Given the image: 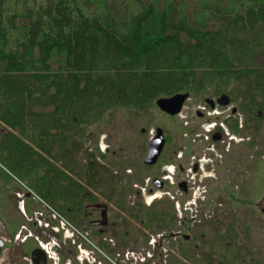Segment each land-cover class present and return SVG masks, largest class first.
Returning a JSON list of instances; mask_svg holds the SVG:
<instances>
[{
	"label": "trees",
	"instance_id": "1",
	"mask_svg": "<svg viewBox=\"0 0 264 264\" xmlns=\"http://www.w3.org/2000/svg\"><path fill=\"white\" fill-rule=\"evenodd\" d=\"M158 1L0 0V164L70 222L85 191L73 151L108 112L234 81L239 98L262 99L264 117V70L244 67L262 47L264 0H164L152 32ZM54 52L64 56L56 71ZM0 182L10 175L0 170Z\"/></svg>",
	"mask_w": 264,
	"mask_h": 264
},
{
	"label": "flooded vegetation",
	"instance_id": "2",
	"mask_svg": "<svg viewBox=\"0 0 264 264\" xmlns=\"http://www.w3.org/2000/svg\"><path fill=\"white\" fill-rule=\"evenodd\" d=\"M187 94L189 97L178 115L171 116L160 110L161 113L169 119H183L184 126L189 127V117L196 108L197 117L204 121L199 125L202 132L194 135L193 143L211 139L218 146L207 143L209 155H203L184 153L181 145L176 143L178 147L161 165V158L169 147L166 130L157 126L147 131L149 146L159 129L165 140L154 165L145 164L149 147L143 160L146 169L161 166L158 178L149 177L145 189L137 185L135 190H130L127 201L118 202L97 199L93 190L79 179L85 186L83 201L74 203L73 210L67 208L73 222L0 164V170L11 177L9 184L0 182V264H168L173 253L180 256L190 253L196 234L199 232L198 235L203 237L200 233L203 228H209L212 222L220 223L224 206L212 194L221 187L220 172L225 168L229 173L235 171L234 157L230 162L226 159L231 144L239 138L242 140L238 144L246 142L253 146L250 139H243L242 129L249 131L264 117L256 107L235 108L236 98L231 93L214 92L209 98L203 93ZM223 95L229 97L228 105L218 102ZM193 97L204 99L198 105H191ZM155 108L159 110L157 105ZM236 124L238 133H235ZM4 131L0 126V133ZM219 169L221 171L217 173ZM76 178H80L79 173ZM149 182L154 190L148 187ZM143 190L147 192V200L151 198L149 203L143 201ZM156 192L170 199V210L160 212L161 217H157L154 205L155 200L161 198ZM136 196L142 199L141 203L133 202ZM229 197L235 203V195L230 193ZM168 212L173 220L168 217ZM174 222H177V231L171 230Z\"/></svg>",
	"mask_w": 264,
	"mask_h": 264
},
{
	"label": "rangeland",
	"instance_id": "3",
	"mask_svg": "<svg viewBox=\"0 0 264 264\" xmlns=\"http://www.w3.org/2000/svg\"><path fill=\"white\" fill-rule=\"evenodd\" d=\"M197 1L189 0V3L193 7ZM163 6L164 0H159L156 4L155 15L149 25L152 32H156L157 20ZM222 27V24L209 22L204 29L216 31ZM255 36L262 41V47L244 67L264 70V27L260 28ZM50 63L56 71L64 63V56L54 52ZM223 84L217 86L216 81L210 82L203 96L209 98L218 90L217 87H223L227 88V93L235 95V108L239 106L242 108L243 105L244 108L256 107L255 102L262 100L256 97L244 101L238 98L241 92L239 83L228 81L226 85ZM204 97L200 99L193 97L191 105L203 102ZM189 118L191 125L185 127L183 119H169L157 108L153 110L119 108L110 111L101 122L87 128L86 140L82 142L83 149L73 151L74 161L70 162V166L73 167L74 164L79 179L93 190L97 199L127 201L131 189L135 190L137 185L145 189L149 177L158 178L160 165L152 169L143 166L150 143L148 132L157 126L166 130L169 139V147L161 158V165L168 161L172 150L178 147L176 143L181 145L184 153L209 155L207 143H213L211 139L198 144L193 143L194 135L202 132L199 125L204 120L197 117L196 108ZM142 130L145 132L142 133ZM242 133L243 139L245 141L250 139L253 146L246 145V142L238 144L242 139L236 138L235 144H231L229 156H226L229 162L234 157L232 161H235L233 166L235 171L229 173L226 168H221L222 171L217 170V173L221 171L219 175L222 183L212 196L218 198L220 200L218 202H222L224 206L220 223L212 222L209 228H203L200 231L203 237L198 235L199 232L196 234L191 243L193 249L190 252L192 255L190 259L173 253L168 264H222L224 256H228L227 259L230 261L237 252L240 254L237 264H264V120L258 121L249 131L242 129ZM185 134L188 135L187 138ZM213 144L215 147L218 146L216 143ZM129 171L133 174H128ZM217 173L213 174L216 176ZM148 185L154 190L152 183L149 182ZM141 193L145 199L143 201L149 203L151 198L147 200V192L143 190ZM156 193L159 198L161 197L155 200L157 211L160 213L170 210V199ZM230 193L235 195V203L231 201ZM132 195H135L133 190ZM141 201L140 197L133 198V202ZM176 229L177 222H174L171 230L177 231ZM214 229L216 233H213Z\"/></svg>",
	"mask_w": 264,
	"mask_h": 264
},
{
	"label": "water",
	"instance_id": "4",
	"mask_svg": "<svg viewBox=\"0 0 264 264\" xmlns=\"http://www.w3.org/2000/svg\"><path fill=\"white\" fill-rule=\"evenodd\" d=\"M188 97L189 95L187 93L176 94L169 98L159 99L156 102V105L159 108V110H161L162 112L167 113L168 115H171V116H176L181 112L182 107ZM218 102L224 106L228 105L229 97L227 95H223L218 100ZM157 133L158 134L156 138L151 142L149 146L148 157L145 160V164L149 166H152L157 162L159 156L162 153L164 145H165L163 132L159 129Z\"/></svg>",
	"mask_w": 264,
	"mask_h": 264
},
{
	"label": "built area",
	"instance_id": "5",
	"mask_svg": "<svg viewBox=\"0 0 264 264\" xmlns=\"http://www.w3.org/2000/svg\"><path fill=\"white\" fill-rule=\"evenodd\" d=\"M55 215H56V213H55ZM68 226V225H67Z\"/></svg>",
	"mask_w": 264,
	"mask_h": 264
}]
</instances>
